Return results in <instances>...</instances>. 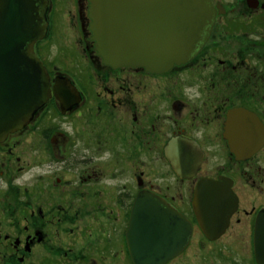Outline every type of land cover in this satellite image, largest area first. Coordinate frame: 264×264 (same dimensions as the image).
<instances>
[{
  "label": "flooded vegetation",
  "instance_id": "flooded-vegetation-1",
  "mask_svg": "<svg viewBox=\"0 0 264 264\" xmlns=\"http://www.w3.org/2000/svg\"><path fill=\"white\" fill-rule=\"evenodd\" d=\"M58 1L46 0V37L34 49L49 74L51 93L54 85L63 84L56 91L65 90L71 100L61 102L52 93L24 129L0 143V264H133L126 232L142 192L157 195L191 225L189 243L166 264L192 247L217 245L233 231L246 246L248 264H257L254 227L257 214L264 212V0H208L214 19L210 33L197 40L191 59L159 73L104 64L91 36L90 2L66 0L85 58V67L70 76L51 67L40 53L47 50L45 43L62 16ZM126 74L135 82H124L120 76ZM113 79L121 84L115 89L109 85ZM99 80L102 93L94 90ZM153 81L160 84L149 88ZM137 91L152 97L141 100ZM104 96L107 105L94 107ZM68 119L70 131L63 121ZM53 167L76 171L81 196L88 183L102 192L101 181L107 180L102 171L128 179L103 190L111 194L109 212L102 204L87 205L89 213L101 211L99 217L89 216L98 225L74 232L67 218L75 225L81 214L73 220L66 206H58L67 217L56 222L44 207L25 208L20 195L31 193L13 184L19 173L33 176ZM40 176L32 178L41 189L51 184ZM208 181L224 185L236 197L225 231L213 240L198 226L192 209L197 185ZM53 182L68 186L64 178Z\"/></svg>",
  "mask_w": 264,
  "mask_h": 264
},
{
  "label": "water",
  "instance_id": "water-1",
  "mask_svg": "<svg viewBox=\"0 0 264 264\" xmlns=\"http://www.w3.org/2000/svg\"><path fill=\"white\" fill-rule=\"evenodd\" d=\"M97 55L112 67H143L159 73L191 59L197 40L210 33L208 0H88ZM46 0H0V143L25 126L56 91L34 46L46 37ZM66 85V84H65ZM171 160V157H168ZM192 209L209 240L222 235L236 197L224 185L201 182ZM126 232L133 264H166L187 246L190 223L154 193H139ZM254 260L264 264V212L256 216Z\"/></svg>",
  "mask_w": 264,
  "mask_h": 264
},
{
  "label": "rangeland",
  "instance_id": "rangeland-1",
  "mask_svg": "<svg viewBox=\"0 0 264 264\" xmlns=\"http://www.w3.org/2000/svg\"><path fill=\"white\" fill-rule=\"evenodd\" d=\"M63 2H67L66 0H59L58 4L61 9L62 16L57 17L56 21L57 24L55 34H51L48 40L46 41L47 50L41 51L42 58L46 60V63H48L51 67L54 65L55 69L62 72L65 76L73 75V73L76 72L77 69H83L85 67V58L83 57V52L80 50V38L76 36V33H74V27L72 25V18L69 14L68 6L63 4ZM81 51V52H80ZM76 65H78L76 67ZM121 79L124 80V82H135L133 78L130 76L122 75L120 76ZM97 87L94 86V90L102 93L101 86L104 84L99 80V82L96 83ZM137 84V83H136ZM160 84V83H159ZM157 83L155 81L149 82V88L150 87H158ZM166 83L164 81L161 83V86H165ZM114 89L117 88L119 84L116 79L112 80V82L109 83ZM147 95L142 96L143 93L136 92L137 98L139 97L141 100H144L147 98V102L149 101V98L152 97V94L150 92L146 91ZM127 97V95H125ZM139 99V100H140ZM106 97H103V100L94 101L95 106H102L104 107L107 105L105 102ZM99 102H104L103 104ZM109 107V106H108ZM117 110V109H116ZM111 112L114 113V116L118 115L117 112H114L111 110ZM63 120L67 121L66 123L67 129L70 131L72 128L71 120ZM81 124H85L88 121H78ZM83 122V123H82ZM28 149V148H27ZM26 149V150H27ZM136 161V160H135ZM130 167L133 170L132 173H136V168L134 167V161L130 163ZM65 171L56 170V167H53L51 171H44L41 173H37L33 176L41 175L43 176V181L46 182L50 180L51 184H47L46 188H40V183L35 182L33 176L26 173H19V175H16V179L14 181L15 187H20L21 190L24 187H27L29 192L31 193L29 196L20 195V200L22 202V205L26 208L29 205H32L33 207H44L48 210V215H51L50 212H53L56 217V222H58L59 218L62 219V222H65V215L66 213H61V210H58V206H66L65 211H70V216L74 218L73 220H77L78 216L81 214V218L77 221L75 224L79 227L75 228L74 223L67 218V221H70L68 223H71L69 225L70 227L74 228V232H80L83 228H88L90 225L94 226L95 224L98 225V221L96 223H93L96 219H91L89 216L93 215L94 218L99 217L101 211L99 212H90L86 210L87 205L91 207V204L97 205L102 204L100 208H103L105 211L109 212V205L111 201V194H105L103 193V190H106L108 188H113L119 185H125L126 183V175L123 177L122 175H119L120 173H115L116 177L111 178V173L107 171H102V177L107 179L101 181V189L102 192L98 193L95 189H93V186L90 185V183L87 184L85 187V190L83 192V195H80V185L78 186V180L76 179V171L64 173ZM40 176V177H41ZM60 177L66 179L68 182V186L65 188L59 187L54 184V178ZM63 186V184H62ZM5 192L1 196V198L6 199V192L8 190V184L5 182ZM89 188V190L87 189ZM14 191V188H12ZM89 193V195H87ZM96 195V196H95ZM27 197V198H26ZM86 197L85 201L84 198ZM83 199V200H82ZM94 199H97L96 202ZM13 202V201H12ZM14 203V202H13ZM42 203V204H41ZM45 203L46 206L43 204ZM258 203V202H255ZM247 208L250 207V205H246ZM8 209V208H7ZM98 209V208H97ZM96 209V210H97ZM80 210H86L85 212H81ZM120 210V207H118V211ZM111 213V212H110ZM53 215V214H52ZM240 218L243 219V216ZM64 219V220H63ZM88 223V224H87ZM236 232H230V234H227L221 242L217 245H213L210 248H204L197 250L196 248L192 247L189 251L185 254L184 257H181L178 259L177 262L174 264H248L249 262L246 261L247 257V251L246 246H242L240 244V241L236 240L235 236ZM243 234V233H241ZM83 244V243H82Z\"/></svg>",
  "mask_w": 264,
  "mask_h": 264
}]
</instances>
